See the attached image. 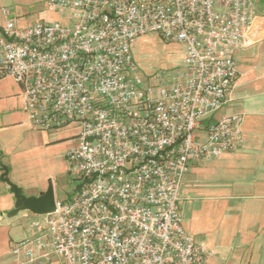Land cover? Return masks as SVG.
Masks as SVG:
<instances>
[{
  "label": "built area",
  "instance_id": "1",
  "mask_svg": "<svg viewBox=\"0 0 264 264\" xmlns=\"http://www.w3.org/2000/svg\"><path fill=\"white\" fill-rule=\"evenodd\" d=\"M254 2L48 0L50 10L68 12L69 25L7 20L0 79L21 84L33 128H81L67 154L77 195L37 214L14 257L205 264L212 252L184 227L181 190L190 163L244 144L242 116H216L238 76L236 53L258 15ZM150 33L185 50L183 67L159 84L141 79L132 51Z\"/></svg>",
  "mask_w": 264,
  "mask_h": 264
},
{
  "label": "crops",
  "instance_id": "2",
  "mask_svg": "<svg viewBox=\"0 0 264 264\" xmlns=\"http://www.w3.org/2000/svg\"><path fill=\"white\" fill-rule=\"evenodd\" d=\"M23 1L0 0V29L10 18L20 27L35 23L28 21L31 12ZM7 8L11 9L8 15L3 11ZM256 11L258 15L236 53L238 76L229 102L217 113L218 117L242 116L244 144L235 152L196 162L199 164L189 168L182 185L184 227L212 252L205 264H253L255 259L264 264V11ZM1 143L0 138V147L7 151V145ZM11 205L13 208V201ZM19 207L17 211L27 210ZM17 211L9 212V217ZM6 213H0V223ZM9 225L0 264H22L10 247L28 234L16 220Z\"/></svg>",
  "mask_w": 264,
  "mask_h": 264
},
{
  "label": "rangeland",
  "instance_id": "3",
  "mask_svg": "<svg viewBox=\"0 0 264 264\" xmlns=\"http://www.w3.org/2000/svg\"><path fill=\"white\" fill-rule=\"evenodd\" d=\"M47 2L48 0L23 1L31 12L28 21L69 25L68 12L63 16L58 11L50 10ZM254 7L263 12L264 0H255ZM132 51L137 74L145 83L166 82L184 65V46L169 42L158 33L139 37ZM14 123L17 126H12ZM4 126L9 127L0 131L1 146L7 145L8 149L5 151L0 147V213H7L0 223V252L4 251L3 244L9 240V223L16 220L25 228V233L29 234L31 221L37 217L30 209L17 211L20 205L31 198L41 197L42 193L50 189L58 201L67 203L77 195L80 185L70 172L67 158L70 149L77 144V135L81 132L79 124L73 122L47 132L34 129L24 109L23 88L12 76L0 79V128ZM197 164L199 163L192 162L189 167ZM18 191H21L23 198L19 197ZM15 211L19 213L9 217V212ZM24 212L28 213L24 215ZM16 243L12 242L11 253ZM47 264L62 263L59 258H54L53 262ZM253 264L260 263L255 259Z\"/></svg>",
  "mask_w": 264,
  "mask_h": 264
},
{
  "label": "water",
  "instance_id": "4",
  "mask_svg": "<svg viewBox=\"0 0 264 264\" xmlns=\"http://www.w3.org/2000/svg\"><path fill=\"white\" fill-rule=\"evenodd\" d=\"M19 197L23 198L21 195V191H18ZM56 205V199L54 196V192L52 189L49 191L42 193L41 197H34L30 200L25 201L22 205L24 209H30L37 214H45L54 211Z\"/></svg>",
  "mask_w": 264,
  "mask_h": 264
}]
</instances>
